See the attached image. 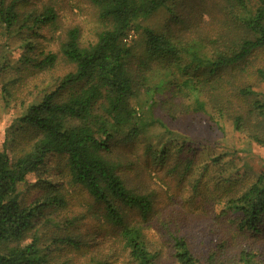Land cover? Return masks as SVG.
Here are the masks:
<instances>
[{"label": "trees", "instance_id": "1", "mask_svg": "<svg viewBox=\"0 0 264 264\" xmlns=\"http://www.w3.org/2000/svg\"><path fill=\"white\" fill-rule=\"evenodd\" d=\"M35 1L0 0V93L5 110H18L0 149V264H162L164 252L172 264H264V160L259 169L240 160L233 171L238 151L198 148L173 125L202 119L238 134L242 151L264 148V0H199L217 24L213 35L186 27L182 0H87L102 21L95 41L84 45L71 28L58 52L39 48L58 17L52 3ZM180 8L171 34L137 24ZM138 30L140 49L129 40ZM59 54L71 71L38 82ZM137 144L138 156L121 151ZM195 158L203 175L190 198L202 201L168 213L151 238L144 224L158 193L135 180L137 169L185 180ZM78 189L84 202L72 197ZM131 211L140 220H129ZM91 217L116 233L122 256L91 252L77 229Z\"/></svg>", "mask_w": 264, "mask_h": 264}, {"label": "rangeland", "instance_id": "2", "mask_svg": "<svg viewBox=\"0 0 264 264\" xmlns=\"http://www.w3.org/2000/svg\"><path fill=\"white\" fill-rule=\"evenodd\" d=\"M186 5L185 13L187 16L185 25L186 27H194V25H198L202 30L208 31L213 35L214 30L217 29V24H212L209 21V17L206 16L203 9L199 10V0H182ZM42 3H52L57 13V30L52 34H46L44 29L41 30L42 35L46 37V39L40 40V49L43 50H52L54 52H58L59 46L57 43L58 38L63 37L65 31L71 28H78L81 33V42L85 45L90 42L95 41V34L101 30L102 21L98 19V15L96 10L91 6V4L87 0H36L33 5ZM177 14H172L168 10L160 9L156 14L147 19H142L137 22L141 27L152 28L159 33H169L178 30L179 23L183 16L185 15L182 8H180ZM182 16V17H181ZM219 17V15H215V20ZM178 23V24H177ZM183 23V22H181ZM213 29V30H212ZM212 30V31H211ZM191 36L187 34L184 38ZM194 36V35H193ZM48 38L52 40L49 42ZM131 44L135 46L137 49L142 47L141 42L143 41L142 30H138V32H132L129 38ZM71 71V67L59 54V59L57 65L54 69H51L46 74H40L38 78V82L43 80H47L48 78H56L58 76H63L64 74ZM36 78V79H37ZM35 79V81H36ZM159 80V76H155L153 74L152 81L153 83ZM27 85H20L18 96L26 97L27 90L29 88ZM18 110H5L3 108V100L1 99L0 93V149H2V144L5 138V131L10 126L12 119L15 117V114ZM175 129L178 130L179 133L184 134L185 137L193 141L194 145L198 148L210 147L214 150H217L218 145L226 147L225 151L230 153H234L238 151L239 153L235 154L234 162H236L237 169H242L240 165V160H244L248 164L252 165L253 168L259 169L261 163L264 160V148L258 147L256 145L251 146L249 151H242L243 148H247L244 146L242 139L236 133H229L227 136L223 135L218 129L211 127L209 123L202 119H191L188 118L186 120H178L173 124ZM142 145L137 144L133 146H129L127 148H122V152H130L135 156H138L141 153ZM234 151V152H233ZM231 158V157H229ZM195 162H197V167L195 166V172L192 175L193 177H187L185 180L180 177L177 173H162V170H154L151 176H148V173L145 174V170L137 169L138 172H143L141 176L135 178L136 181H143L148 184L151 189L155 190L158 193L157 203H156V212L154 216L144 224L147 228V233L151 238L159 239L161 236L157 233V228L162 227V222H164L165 217L168 218V213L176 212L185 204H188L189 201L194 199L195 203H200L202 201L201 196H194L192 199L190 198L191 193H193V186L203 175L201 173L203 165H199L202 160L195 158ZM231 160V159H229ZM231 165H228L229 173L232 172V169L229 168ZM167 168V167H165ZM169 169V168H167ZM201 173V174H200ZM135 173L133 172L132 175ZM200 174V175H199ZM206 174V173H205ZM145 175L148 178H145ZM207 177V176H205ZM209 184V177H208ZM172 195V199H168V196ZM72 197L74 200H82L88 199L86 193H82L81 190L78 189L73 192ZM193 202V205H194ZM84 205V204H82ZM189 207V206H188ZM190 208V207H189ZM81 209L79 203L75 204L70 208V212L77 213ZM186 211V210H185ZM183 211V212H185ZM69 212V214H71ZM185 213H183L184 215ZM182 215V216H183ZM129 220L137 221L140 220L139 215L135 211H131L129 213ZM184 223V222H182ZM199 226H206V224L200 223ZM78 230L80 232H85L87 234L86 241L93 246L91 252H97L96 250H102L105 254H111L116 251L117 256H122L121 250H119V243L116 241V233L103 224L102 221L98 220L97 217H91L85 219L84 221H80L78 223ZM192 229V234H199V227L193 226L189 230ZM193 235V237H195ZM202 235L197 236L196 243H199V239ZM192 238V236H191ZM96 244V248L95 245ZM75 256V254H72ZM169 257V253L164 252L162 257V264H172V261ZM123 257H119L118 261L115 264H124L122 261Z\"/></svg>", "mask_w": 264, "mask_h": 264}]
</instances>
